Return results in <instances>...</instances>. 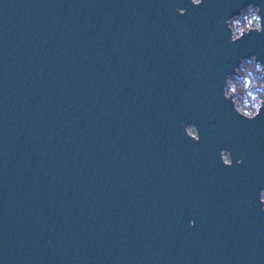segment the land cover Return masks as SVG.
I'll return each mask as SVG.
<instances>
[{
    "label": "water",
    "instance_id": "95a60500",
    "mask_svg": "<svg viewBox=\"0 0 264 264\" xmlns=\"http://www.w3.org/2000/svg\"><path fill=\"white\" fill-rule=\"evenodd\" d=\"M247 3L0 0V264H264V109L220 93L264 61Z\"/></svg>",
    "mask_w": 264,
    "mask_h": 264
},
{
    "label": "clouds",
    "instance_id": "9594fccd",
    "mask_svg": "<svg viewBox=\"0 0 264 264\" xmlns=\"http://www.w3.org/2000/svg\"><path fill=\"white\" fill-rule=\"evenodd\" d=\"M203 0H190L193 6L201 5ZM175 11L184 15L186 9L177 7ZM223 24L229 33L228 43L232 44L242 39L252 31L264 33V17L261 16V8L254 3H247L235 14L228 15L223 19ZM220 93L224 101H228L232 110L240 117L252 120L264 109V61L257 58L255 54L240 57L231 66V71L223 76L220 85ZM184 134L193 141L200 140L199 130L195 124L181 121ZM219 160L225 167L233 166V154L226 145L220 148ZM242 158L236 157L235 164L240 165ZM254 207H259L264 213V187L258 189V201H253ZM194 226L195 221H188Z\"/></svg>",
    "mask_w": 264,
    "mask_h": 264
}]
</instances>
